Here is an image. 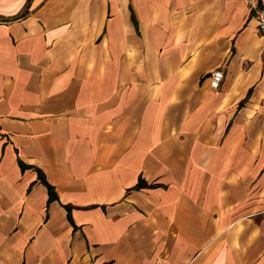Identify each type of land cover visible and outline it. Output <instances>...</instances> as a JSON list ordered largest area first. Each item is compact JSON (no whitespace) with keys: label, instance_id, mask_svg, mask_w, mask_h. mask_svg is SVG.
<instances>
[{"label":"crops","instance_id":"crops-1","mask_svg":"<svg viewBox=\"0 0 264 264\" xmlns=\"http://www.w3.org/2000/svg\"><path fill=\"white\" fill-rule=\"evenodd\" d=\"M0 264H264L245 0H0Z\"/></svg>","mask_w":264,"mask_h":264},{"label":"built area","instance_id":"built-area-1","mask_svg":"<svg viewBox=\"0 0 264 264\" xmlns=\"http://www.w3.org/2000/svg\"><path fill=\"white\" fill-rule=\"evenodd\" d=\"M246 6L249 10L251 18L256 24V31L260 35L264 36V10L258 9L256 6V0H245ZM222 72L220 70H214L209 75V87L212 90H216L221 82Z\"/></svg>","mask_w":264,"mask_h":264},{"label":"trees","instance_id":"trees-1","mask_svg":"<svg viewBox=\"0 0 264 264\" xmlns=\"http://www.w3.org/2000/svg\"><path fill=\"white\" fill-rule=\"evenodd\" d=\"M24 15V13H21L19 15H17V17H20ZM17 165L19 167V169L21 171L25 170V169H31V167H28L26 165H24L23 163H21L19 160H17ZM35 172H36V176H37V180L38 182L45 188L46 190V193H47V204L50 203L51 201H54L55 200V194L53 192V189L52 187H50L46 181L44 180L42 174L40 173L39 170H36L35 169ZM151 185H146L144 182H142L141 180H137L136 184L131 188V190H138L140 188H143V187H150ZM66 217L68 219V222L70 223V219H69V215H68V212H66Z\"/></svg>","mask_w":264,"mask_h":264}]
</instances>
